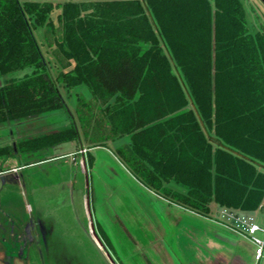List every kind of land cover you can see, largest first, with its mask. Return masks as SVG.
<instances>
[{
    "label": "trees",
    "instance_id": "16d2710c",
    "mask_svg": "<svg viewBox=\"0 0 264 264\" xmlns=\"http://www.w3.org/2000/svg\"><path fill=\"white\" fill-rule=\"evenodd\" d=\"M248 16L243 0H0V79L32 69L0 84V123L67 109L61 89L86 86L148 188L205 218L213 203L261 210L264 31Z\"/></svg>",
    "mask_w": 264,
    "mask_h": 264
},
{
    "label": "rangeland",
    "instance_id": "374dc122",
    "mask_svg": "<svg viewBox=\"0 0 264 264\" xmlns=\"http://www.w3.org/2000/svg\"><path fill=\"white\" fill-rule=\"evenodd\" d=\"M47 1L58 5L70 0ZM243 1L250 27L264 31L262 2ZM58 13L60 10L54 12V20ZM39 37L47 59L51 57L55 64L60 60L63 68L68 69L69 63L63 57L56 51L51 53L55 48L54 35L44 34L43 29ZM47 51L52 54L50 57ZM31 72L30 68L16 72L1 78L0 84ZM61 91L67 109L0 123V264H138L133 257L139 256L146 242L145 231L133 225L137 227L132 235L139 246H126L125 252L133 253V257H128L118 249V236L109 241L99 227V222L103 223L102 216L114 215L112 208L116 205L112 200L124 199L123 195L130 194L142 196L149 203L148 215L157 218L156 226L162 228L173 264H193L192 256L181 251V243L189 250L201 249L198 239L194 242L183 238L195 237L197 232L205 231L203 228L216 233L208 242L222 247L223 242L217 238L221 235L233 244L234 248L227 251L235 252L242 264L257 263L254 244L216 223L221 220L222 209L218 205L213 203L212 220H208L143 184L118 154V149L132 145V136L112 134L107 112L101 109L86 86ZM80 99L83 102L79 104ZM161 132L155 128L150 135ZM89 154L94 156V166L89 164ZM98 184H107L109 188L99 199ZM125 186L131 187L133 193L127 189L125 193V188L123 192ZM170 187L182 193L188 191L175 182ZM105 196L109 198L107 202ZM116 211L121 210L116 208ZM250 214L264 229V208ZM176 216L183 222L173 227L171 222ZM259 237L264 239V234L259 233Z\"/></svg>",
    "mask_w": 264,
    "mask_h": 264
},
{
    "label": "flooded vegetation",
    "instance_id": "af4514ba",
    "mask_svg": "<svg viewBox=\"0 0 264 264\" xmlns=\"http://www.w3.org/2000/svg\"><path fill=\"white\" fill-rule=\"evenodd\" d=\"M130 195H132V194H130ZM134 195H136V194H133L132 197H130V196L125 197L124 195L122 196L124 199L126 198L127 200H129V201L131 200L132 202H133V197H134V202H133L134 204L133 205H135L134 210L136 209L137 215L132 216V219H133L132 223H129V221L124 219V217L119 213L120 211L119 212L116 211V208L120 209L119 206L124 204L125 201H127V200L126 199L125 200L124 199H114L113 200L114 205H116V208H112V211L114 213V216H112V217L116 218V219H120V221L124 222V224L123 225L121 224V225L125 226V228L127 230L123 236L119 234V237H121L123 248H125L128 245L135 246L136 248H138V246H139L138 241H136L134 238L135 235H132L135 232V230L133 228L134 224L139 227L138 230L145 231V234L147 233L146 229H150L152 227V225L149 221L150 218L148 215V210L146 209L148 202L147 201L145 202V200H143L142 198H139L138 196L135 197ZM119 197L122 198L121 196H119ZM129 198H132V199H129ZM137 209H138V211H137ZM138 218H139V221H137ZM142 218H143V220H142ZM115 221L120 223L119 220L118 221L115 220ZM175 223H177V222H175ZM115 225H117V223ZM127 225H129L128 228H127ZM173 227H175V225H173ZM131 229H133V232ZM151 235L152 236L148 235L150 237V240H147V237H145L143 235L146 242H145L144 246L143 245L141 246V248H140L141 252H138L139 256L136 257V260H142L143 264H173V262L169 256V252L167 251V248L165 246V243L163 240V238H164L163 234L161 233V234L155 235L154 233H152ZM217 238H219L221 240V242H223L222 243L223 246H225V247L227 246L230 249L234 248L233 244L230 243L229 241H227L226 239H224L222 237H217ZM183 239L185 240L186 238H183ZM181 245H182L181 251L185 254L189 253L192 256L191 262L193 264H203L202 259L200 258V255L195 250H192V249L189 250V248L187 246H185L183 242L181 243ZM155 247H156V249H155ZM148 249H150V251H147ZM155 253H158V255L154 256ZM131 254H133V253H131Z\"/></svg>",
    "mask_w": 264,
    "mask_h": 264
},
{
    "label": "crops",
    "instance_id": "0c3cea01",
    "mask_svg": "<svg viewBox=\"0 0 264 264\" xmlns=\"http://www.w3.org/2000/svg\"><path fill=\"white\" fill-rule=\"evenodd\" d=\"M123 189V192H124V188H125V193L127 192L126 191V189L129 191V193H133V189L131 188V187H127V186H125V187H122ZM97 193H98V195H99V197H98V199L99 198H101V196H102V193H108V191H109V188H108V186H107V184H98L97 185ZM134 192H135V190H134ZM135 197L137 196V195H134ZM130 197H132V195L130 196ZM139 197V196H138ZM137 197V198H138ZM142 197V196H141ZM141 197H139V198H141ZM142 198H144V197H142ZM126 199V198H125ZM129 199H132V198H129ZM145 199V198H144ZM143 199V200H144ZM109 200V198H107V196H105V202H107ZM127 200V199H126ZM113 201V200H112ZM131 201V200H130ZM129 200H127V201H125V203L124 204H122V205H120L119 206V208H120V212L119 213H123V217H124V219H126L127 221H129V223H132V216H129V215H133V216H136L137 215V213H136V209L134 210V206L135 205H133L134 203V197H133V202L131 201L130 202ZM102 201H100L99 203H101ZM145 202H146V200H145ZM103 204V203H102ZM147 204H149V203H147ZM149 208H151V207H149ZM137 211H138V209H137ZM101 214H103L102 212H100ZM99 213V214H100ZM152 213V211H151V209H150V214ZM110 215H111V213H109ZM102 216V215H101ZM114 216V215H113ZM149 221H150V223H151V225H152V227L150 228V229H146L147 230V233L145 234V237H147V240H150V237L148 236V235H150V236H152L151 234L152 233H154L155 235H157V234H161L162 233V228H160V227H157L156 226V224H158L157 222H158V220H157V218L155 219L154 217H153V215H149ZM204 218V217H203ZM100 220H102V222L103 223H101V222H99L100 223V225H99V227H100V229H101V231H102V233L104 234V236L106 237V239L107 240H109V241H112L113 239H114V237H117L118 236V242L120 243L119 244V246H120V248H118V249H120L121 251L120 252H122V255H126V256H128V257H133L132 255L133 254H131V253H127V252H125V250H124V248H123V244H122V241H121V237H119V234L120 235H124L125 234V232L127 231L126 230V228H125V226H122L123 224H124V222H122V221H120V219H116V218H113L112 216L110 217H104V216H102V219H100ZM115 220H119V222L120 223H118V222H116ZM142 220H143V218H142ZM176 220V221H175ZM137 221H139V218L137 219ZM175 222H177L176 224H179L180 222H183V221H181V220H178V217L176 216L175 218L173 217V219H172V224H174L175 225ZM117 223V225H115ZM122 224V225H121ZM116 227H115V226ZM132 231H133V229H131ZM134 230H135V227H134ZM145 230V229H144ZM203 230H205V231H202V232H197V234L195 235V237H193V236H190V237H186V239H192L194 242L198 239L199 241H200V244L201 245H204V246H206V245H209V246H211V247H214V248H218V247H220L218 244H216V245H218V246H215L214 244H212V243H210V242H208V238H211V236H215V232H209V231H206V229L205 228H203ZM140 231H142V230H140ZM188 235H190V234H188ZM218 235V234H217ZM216 235V236H217ZM217 237H222L221 235H218ZM156 238V237H155ZM222 238H224V239H226L225 237H222ZM197 240V241H198ZM227 241H229L228 239H226ZM189 241V240H188ZM230 242V241H229ZM231 243V242H230ZM197 244V243H196ZM195 245V244H194ZM193 245V246H194ZM212 245H214V246H212ZM222 247H223V245H222ZM193 248H195V247H193ZM226 248H228L227 246H226ZM155 249H156V247H155ZM228 249H230V248H228ZM230 250H232V249H230ZM195 251L200 255V258L202 259V263L203 264H220V261H218L217 262V259H216V257H213V259H212V261H209L205 256H204V254H203V252H202V250L201 249H198V248H196L195 249ZM124 253V254H123ZM155 255H158V253H155L154 254V256ZM134 258V259H133ZM132 259H133V261L134 260H136V257H133ZM132 259H130L129 261L131 262V260ZM137 262H138V264H143V261L142 260H137Z\"/></svg>",
    "mask_w": 264,
    "mask_h": 264
},
{
    "label": "built area",
    "instance_id": "2783aa9c",
    "mask_svg": "<svg viewBox=\"0 0 264 264\" xmlns=\"http://www.w3.org/2000/svg\"><path fill=\"white\" fill-rule=\"evenodd\" d=\"M206 219L212 220L211 218ZM216 223L226 227L235 234L241 235L254 244L256 247V264L262 262L264 259V239L259 237V233L264 234V229L257 223L253 215L224 209L221 210V220L216 221Z\"/></svg>",
    "mask_w": 264,
    "mask_h": 264
},
{
    "label": "water",
    "instance_id": "95a60500",
    "mask_svg": "<svg viewBox=\"0 0 264 264\" xmlns=\"http://www.w3.org/2000/svg\"><path fill=\"white\" fill-rule=\"evenodd\" d=\"M261 1L264 4V0H261ZM198 246H201V245H198ZM202 246L200 248L202 249L204 256L209 261H212L213 257H216L217 262L220 261V264H242L239 256L235 252L232 254L228 252L227 251L228 248H226L225 246L218 247V248H214L209 245H206V246L202 245Z\"/></svg>",
    "mask_w": 264,
    "mask_h": 264
}]
</instances>
